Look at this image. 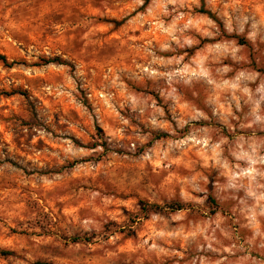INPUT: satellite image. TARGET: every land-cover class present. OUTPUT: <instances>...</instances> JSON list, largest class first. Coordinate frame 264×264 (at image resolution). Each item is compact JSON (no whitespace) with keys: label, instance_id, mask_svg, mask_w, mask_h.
Wrapping results in <instances>:
<instances>
[{"label":"rangeland","instance_id":"obj_1","mask_svg":"<svg viewBox=\"0 0 264 264\" xmlns=\"http://www.w3.org/2000/svg\"><path fill=\"white\" fill-rule=\"evenodd\" d=\"M240 14L264 28V0H0V264H264V33Z\"/></svg>","mask_w":264,"mask_h":264},{"label":"clouds","instance_id":"obj_2","mask_svg":"<svg viewBox=\"0 0 264 264\" xmlns=\"http://www.w3.org/2000/svg\"><path fill=\"white\" fill-rule=\"evenodd\" d=\"M193 3H195V0H193ZM186 6V5H184ZM241 6L240 5H237L236 8L239 9ZM237 19L240 23H253L252 22V18L250 16H244L243 14H240L237 16ZM160 28H163V30L165 32H168L169 30L167 28H164V25L163 23H160L158 25ZM184 28H187L188 25L185 24L183 25ZM253 29L256 31V32H261V33H264V28H261L260 25H259V21H256L253 23ZM174 31L181 36V39H182V29H179V28H174ZM171 39H176V36H171ZM178 44H180L179 41H177ZM180 47H183V44H180ZM170 49V45H168L167 43H165L164 45L161 46V51H168ZM168 62L165 61V64H167ZM172 63L174 65H178V70H173V71H168V72H165L164 74L165 75H168V77L170 79L172 78H176V79H179L181 80L184 84H191L192 81L194 79H198L200 77H209L210 76V70H203V71H195V72H190L188 71L187 69L183 68L182 64H180V61L179 60H173ZM151 66V65H150ZM218 71H226V69H220ZM149 74H153V73H149ZM155 74H159V73H155ZM209 83H211V80L209 79L208 81ZM124 123H127V121H125ZM184 141H181V143H183ZM196 143H201V141H197ZM223 143V141H222ZM217 148H219V145H217ZM216 155H219L218 153ZM147 158V157H146ZM153 158H159L161 160H164L166 158V154L164 155H158V156H154ZM209 180H211V177H209ZM259 215H264V211H261L259 213ZM249 224L252 225L255 223V220H254V217L252 216H249ZM87 224H92L93 221L92 220H89L86 222ZM218 227V226H217ZM216 229H208L207 227L202 229V230H199V231H193L192 233H190L189 235L192 237V238H195L197 235L203 237V240L206 242V248L207 250H211V251H226V252H229L231 253L232 252V248L229 247V248H214L213 247V244L214 243H219V241L216 239L214 233H215ZM259 233H256L254 234L255 235H258ZM216 264H223V261H216Z\"/></svg>","mask_w":264,"mask_h":264},{"label":"trees","instance_id":"obj_3","mask_svg":"<svg viewBox=\"0 0 264 264\" xmlns=\"http://www.w3.org/2000/svg\"><path fill=\"white\" fill-rule=\"evenodd\" d=\"M202 13H205L207 15H211L210 12H202ZM0 61L8 66V67H13L14 65L17 64V62L15 61H12V62H8L7 58L3 55H0ZM50 63L49 61H46L45 64H48ZM141 205H142V211H144L145 213H149V212H152V213H158L162 210L161 207L159 206H155V205H149V204H146L144 202H141ZM165 207H167L168 209L172 210V211H179V210H183L186 208L185 205L183 204H179V203H171V204H167Z\"/></svg>","mask_w":264,"mask_h":264}]
</instances>
